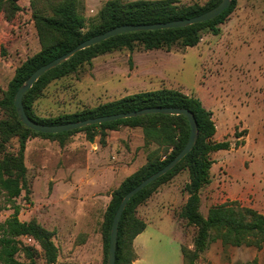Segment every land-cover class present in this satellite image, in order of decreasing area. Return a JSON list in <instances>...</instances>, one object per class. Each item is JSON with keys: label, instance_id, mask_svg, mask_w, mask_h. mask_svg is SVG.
<instances>
[{"label": "rangeland", "instance_id": "1", "mask_svg": "<svg viewBox=\"0 0 264 264\" xmlns=\"http://www.w3.org/2000/svg\"><path fill=\"white\" fill-rule=\"evenodd\" d=\"M80 1V13L90 23L108 0ZM176 1L184 6L207 2ZM37 8L49 12L40 4ZM3 18L0 13V96L15 70L40 50L29 8L21 9L9 23ZM219 28L218 35L206 32L191 48L138 47L98 55L47 85L32 110L39 118H55L161 88L197 97L212 112L214 140L231 144L229 150L210 154L214 165L210 184L201 193V211L220 204L222 182L231 184L232 191L244 188L250 198L264 202V0H237ZM6 115L0 109V120ZM240 132L245 133L237 139L235 133ZM91 133L75 132L62 144L57 138L34 136L25 144L30 194L27 201L24 192L16 201L22 207L19 219H34L54 233L55 264H103L101 224L111 195L156 148L145 145L140 128H98ZM18 146V139L12 138L6 150L16 153ZM187 182V172L179 173L136 209L146 228L132 241V264H182L181 248L193 249L195 229L179 217ZM11 213L0 199V223ZM16 257L44 264L39 252L34 263L22 254ZM200 259L195 264H264V246L238 248L215 241Z\"/></svg>", "mask_w": 264, "mask_h": 264}, {"label": "trees", "instance_id": "2", "mask_svg": "<svg viewBox=\"0 0 264 264\" xmlns=\"http://www.w3.org/2000/svg\"><path fill=\"white\" fill-rule=\"evenodd\" d=\"M220 2L221 0H207L203 5L184 6L176 0H108L97 16L87 23L80 13L82 5L80 0H0V13L7 23L21 9L28 11L29 8L31 23L34 25L40 45V50L28 57L15 70L7 90L0 96V109L7 113L6 118L0 120V199H3L8 209L12 210V213L0 223V264H28L17 259L16 256L20 254L34 263L38 252L44 264H55L58 256L57 247L53 242V232L42 227L34 219L29 221L19 219L22 207L16 201L23 192L26 201L30 194L24 164V149L29 138L34 136L57 138L62 144L75 132L86 131L93 136L91 132L98 128L112 130L118 126H126L140 128L145 145H156V148L148 153L146 163L126 177L111 195L101 224L105 252L103 264H106L111 223L122 198L147 177L168 164L185 146L190 131L184 116L157 114L90 125L62 133L35 132L19 121L13 105L14 96L20 86L36 69L95 35L122 25L189 19L205 13ZM39 4L49 12L43 13L37 8ZM236 4L237 0H231L230 6L221 15L206 22L183 28L131 32L111 37L77 52L64 63L43 74L23 96L22 103L26 115L42 125L67 124L151 107L187 109L194 115L198 137L192 150L170 171L128 201L118 225L114 264H132V241L146 228V224L136 216V209L145 203L160 185L169 183L173 177L184 171L188 174V182L184 186L187 198L179 217L186 225L193 227L196 234L193 249L181 248L182 264H195L215 241H220L224 246L263 248L264 214L244 207L238 201H227L212 206L207 210L206 216L200 212V191L210 183V169L213 164L210 154L229 150L231 144L228 141L214 140L216 127L212 120V112L206 110L197 97L174 89L161 88L139 92L92 109L49 119L39 118L34 114L33 102L52 81L76 72L82 64L89 63L98 55L120 49L133 52L138 47L145 51H169L175 45L183 48L195 47L204 33L215 36L220 33L219 26L226 23ZM24 16L27 17V14L24 13ZM243 133L245 132L235 133L236 138L242 137ZM12 138L18 139L16 153L6 150V144ZM25 237L32 239L31 245L23 241Z\"/></svg>", "mask_w": 264, "mask_h": 264}, {"label": "water", "instance_id": "3", "mask_svg": "<svg viewBox=\"0 0 264 264\" xmlns=\"http://www.w3.org/2000/svg\"><path fill=\"white\" fill-rule=\"evenodd\" d=\"M231 0H221V2L215 6L214 8L206 11L205 13L189 18V19H182L176 21H170L166 23H155V24H138V25H122L112 28L102 34L95 35L89 39L84 40L83 42L79 43L73 49L68 51L67 53L55 58L51 62L39 67L36 69L29 78L20 86L17 90L13 105L17 114L19 121L28 129L44 133V134H55V133H62L72 130H77L81 128H85L90 125L102 124L106 122H113L117 120H123L128 118L134 117H144L147 115H168V116H184L189 124V137L182 148V150L162 169L158 170L156 173L152 174L151 176L147 177L143 180L140 184L130 190L121 200L114 217L111 223L110 229V236H109V248H108V255L106 264H114L115 263V251H116V244H117V231L118 225L121 218L123 211L128 203V201L139 191L144 189L150 183L154 182L168 171H170L175 165H177L194 147L197 137H198V129L196 120L194 115L187 109L181 108H171V107H151V108H144L137 111H130L125 113L113 114L108 116H102L97 118L86 119L79 122L67 123V124H60V125H42L32 121L25 113L23 107V96L24 94L33 86L34 83L46 72L55 68L56 66L64 63L66 60L71 58L77 52L94 46L100 42H103L111 37L122 35L131 32H142V31H156V30H165L170 28H183L193 24H198L202 22H206L209 20H213L219 15H221L229 6Z\"/></svg>", "mask_w": 264, "mask_h": 264}, {"label": "crops", "instance_id": "4", "mask_svg": "<svg viewBox=\"0 0 264 264\" xmlns=\"http://www.w3.org/2000/svg\"><path fill=\"white\" fill-rule=\"evenodd\" d=\"M214 122V120H213ZM216 127V126H215ZM215 136V135H214ZM214 153V152H213ZM214 165V164H213ZM212 165V166H213ZM212 168V167H211ZM211 170V169H210ZM210 184V183H209ZM208 184V185H209ZM207 185V186H208ZM219 185V184H218ZM205 186V187H207ZM204 187V188H205ZM203 188V189H204ZM202 189V190H203ZM221 193H220V197L222 198V201L220 202L219 205L227 202V201H238L242 204V206L244 207H249V208H252L256 211H258L259 213L263 210L264 208V202H262V200H254V197L250 198V196H248L249 192L247 190H245L244 188H241V189H237V190H231V184H228V183H225V182H222L221 183ZM202 190L200 191V199H201V203H200V212L203 216H206L207 214V210L212 207H208L206 209V212L203 213V211H201V207H202V198H201V193H202ZM216 206V205H214ZM143 233V232H142Z\"/></svg>", "mask_w": 264, "mask_h": 264}, {"label": "built area", "instance_id": "5", "mask_svg": "<svg viewBox=\"0 0 264 264\" xmlns=\"http://www.w3.org/2000/svg\"><path fill=\"white\" fill-rule=\"evenodd\" d=\"M24 240H25V241H24ZM23 241H24L26 244H28V245H31V244H32V239L29 238V237H25V238H23Z\"/></svg>", "mask_w": 264, "mask_h": 264}]
</instances>
